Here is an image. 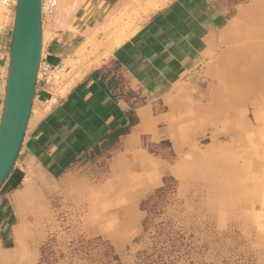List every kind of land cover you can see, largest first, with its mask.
<instances>
[{"label":"rangeland","instance_id":"rangeland-1","mask_svg":"<svg viewBox=\"0 0 264 264\" xmlns=\"http://www.w3.org/2000/svg\"><path fill=\"white\" fill-rule=\"evenodd\" d=\"M259 4L264 5V0H60L55 12L44 16L45 52L39 74L50 90L58 91V108L66 104V96L77 92L81 96L84 82L101 76L105 68L122 74L120 61L107 60L113 48L142 50L151 60L146 69L163 76L161 86L152 91L140 82L137 85L143 87H135L132 78L123 76L115 102L125 103L123 112H129L126 124L135 120L134 126L139 123L137 110L149 109L161 139L151 141L155 132L143 133L141 129L138 149L168 165L162 166L158 180L148 184L144 180L138 195L129 192L125 197L116 180L109 187L106 180H94L99 188L93 192L86 180H78L63 193L46 192V212L32 216L31 225L18 233L16 241L5 243L0 232V264H264V98L248 100L238 108L240 121L246 115L242 108L249 110L252 127L248 130L215 131L209 125L212 114L207 111L209 120L181 137L189 145L181 148L185 151L179 149V154L173 148L176 136L169 131L171 102L180 104L173 112L178 118L189 113L192 105L208 102L209 90L218 85L221 58L247 42L239 39L238 25L245 23ZM14 14L15 8L0 0V30L10 26ZM256 41L264 64V36ZM47 51L57 56L51 59ZM4 53L8 50L0 41V57ZM186 54L195 58H181ZM103 61L107 63L97 69ZM7 70L5 73L0 58V103ZM73 105H67V111L77 108ZM86 107L90 110L93 103L87 102ZM194 118L195 114L192 123ZM128 135L122 136L123 142L115 135L109 161L118 156L119 145L129 148ZM79 138L76 133L67 144L78 150ZM214 138L222 145L234 140L228 149L234 154L237 180H226L222 172L210 184L199 177L182 180L169 167L192 163L196 156L190 154L189 146L210 149ZM224 156L218 153L206 162L221 164ZM88 157L87 153L74 158L71 170L82 168L84 162H80ZM92 157L100 158L102 152H93ZM250 159L256 160L258 165L251 169L260 173L261 180H244L242 167ZM15 176L21 177L16 164L0 196Z\"/></svg>","mask_w":264,"mask_h":264},{"label":"crops","instance_id":"crops-1","mask_svg":"<svg viewBox=\"0 0 264 264\" xmlns=\"http://www.w3.org/2000/svg\"><path fill=\"white\" fill-rule=\"evenodd\" d=\"M115 7L116 5L114 8ZM12 34L13 22H10V26L8 24V27L6 26L4 31H2V29L0 30L2 47L6 46L8 50V53H4L0 57L4 60L5 73L8 66ZM113 50L114 52L107 55V60L112 58L120 61L123 76L132 78L135 87H143L137 85L140 82H145L146 84H144V87L152 91L157 90V88L161 86V82L164 81L163 76L161 78L155 70L148 71L146 69L148 65L147 61L150 64L151 60L142 55V50L129 48L127 46L123 47L122 50H120V47H118L117 50L113 48ZM47 54L51 59L57 56L50 51H47ZM187 55L188 54L181 58L188 57V59H190V55ZM105 63L107 62L103 61L100 63L97 69ZM5 73L2 86L3 97L2 103H0V121L5 96ZM92 79L94 80H86L84 82L82 86V89H84L82 98L93 103V108L90 110L85 109V113L82 112L81 115H78L77 111H67L69 110L67 105L79 99V92L71 96H66V104L58 108V104H55V102L57 103L59 100L57 99L59 97L58 91L50 90L48 84L46 83L45 85L42 82V78L39 74L31 116L24 140H26L27 134H30V136L26 145L22 143L23 147H21L15 163L21 177L16 179L15 176L14 181L10 183L9 187L5 189L0 196V232L3 234L2 238L5 243L11 244L12 241H16L18 233L24 231L26 226L31 225L30 218L37 215L38 211L46 212V192L49 193L52 190H59L63 193V191H67V188L73 186L75 183L78 184V180H86L85 182L92 192L99 188L98 185L96 186L94 180H108L107 182L105 181V186L109 187L116 180L114 176L115 163L119 165L121 163L124 166H130V164H138L137 166H139L141 163L144 164L146 160L149 162L154 160L157 163V170L152 174L155 176L154 180H158L157 175L162 166L168 165L162 160L149 156L144 149H138L141 129H144L142 131L143 133H148V131L155 132L156 138H152L151 141L157 142L161 139L160 136L158 137V132H156L155 129L157 121L152 119L153 117L150 116V111L146 107L137 110L139 123L133 127V131L128 135L130 136L129 139H127L129 148L124 149L123 145H119L118 148H120V150H118L119 153L116 157L118 161H116L115 157H110L111 161H109V155L113 154L115 150L112 148L113 144H111L115 134L111 132L121 125H126L127 122L123 112L125 103H116L114 101L105 82L101 79L99 74L96 77H92ZM168 94L169 93H166L165 95L169 98L170 94ZM157 96L158 93H156V97ZM176 103L177 101H173L171 105ZM199 105H202V102L197 106ZM192 107L189 113L184 115L192 117L194 111L191 110L196 106L192 105ZM57 109L59 110L56 111ZM172 114L171 118H173L175 122H179L178 117L174 113ZM72 119L75 120V124L67 123L65 125V122L72 121ZM146 119H148L147 125ZM62 127H64V129ZM74 132L75 134H73ZM76 133L77 136L80 137L79 141L81 144L78 150L71 146V143L67 144L68 138L72 136L75 137ZM120 138H122L120 140L123 142V137ZM90 139H94L92 143ZM174 140L176 141V139ZM94 145H98L95 150L93 149ZM173 148L177 154L180 153L179 149L182 150L180 147L177 148L175 143ZM190 150V154L194 156L193 150ZM93 152H102V157L93 159ZM87 153L90 155V158H85V161L83 160L80 162H84V166L79 170H71L73 159L82 154L86 155ZM192 161L190 160L188 163ZM169 167L173 168L174 172L177 174L176 167H178V165L170 166L169 164ZM146 182L148 184L150 180H146ZM3 252L9 253V250L4 249Z\"/></svg>","mask_w":264,"mask_h":264},{"label":"bare ground","instance_id":"bare-ground-1","mask_svg":"<svg viewBox=\"0 0 264 264\" xmlns=\"http://www.w3.org/2000/svg\"><path fill=\"white\" fill-rule=\"evenodd\" d=\"M59 1L60 0H58V4ZM16 4L17 0H13L11 6L16 9ZM257 6L258 7L255 9V11H252L247 21L238 25V37L241 39V42L247 41L245 46H241L238 50H230L231 53H229L226 58H221L219 64L221 65V71L219 70L216 78L218 80V85L215 88L209 90L210 93L207 96V103L202 102V105L196 106L193 110H191L194 111L195 114L194 122L192 123V117L187 115H182L180 118H178L179 122H175L173 118H170L169 131L172 132L174 136H176L174 138L176 139L174 143L177 148L180 147L183 149L185 144L189 145V142H185L186 140H182L183 138L181 139V137H183V135L187 133L189 129H195V127L198 128L202 122L209 120L207 117H205V114H208L207 111L210 112L209 114H212L213 121H210L211 123L209 125H212L215 131L224 130L227 132L228 130L230 131V129L248 130L252 127L249 110L242 108L243 114L246 112V115H244V117L242 116L240 121L238 120V114H241V112H239L238 108L248 100H257L260 96L261 98L259 99L264 98V64L261 55L258 52V44L256 41L260 37L264 36V5L259 4ZM41 12L43 21V0H41ZM43 60L44 59L42 57L40 70L42 68ZM177 105L180 104H172V113L175 112ZM147 120L148 119L145 120L146 125L148 122ZM233 142L234 140L230 139L228 140V144L225 142L222 145L217 141L216 138H214L212 148H207L204 150L198 148L196 145L191 144L189 147L195 153V160L190 164H184L181 162V164L176 167L177 174L182 180H195V177H199L204 179L206 182L208 181L209 183L211 179L214 180V177L222 172L225 178H227L226 180H237L235 174L236 167L232 163V155L234 157V154H232V152L228 149V146H231L230 144H233ZM218 153L219 156L221 154L225 155L224 157L220 158L221 164L210 160L206 162L207 157L216 156ZM255 161L256 160L252 161V159H250L249 163L244 164V167H242L244 172V180H261L260 173L256 171L254 172V170L251 169L254 167V165H258ZM224 164L226 165L222 166ZM137 165L138 164H130V166H124L120 163L119 166L114 167V172H116L114 176H116L117 184L122 186L121 193L125 197V194H128L129 192L136 193L134 195H138L142 189V182L144 180H154V176L152 174L157 170V163L146 160L144 161V164L141 163V165ZM144 183L146 184V182Z\"/></svg>","mask_w":264,"mask_h":264},{"label":"water","instance_id":"water-1","mask_svg":"<svg viewBox=\"0 0 264 264\" xmlns=\"http://www.w3.org/2000/svg\"><path fill=\"white\" fill-rule=\"evenodd\" d=\"M42 47L41 0H17L0 121V189L16 163L27 130Z\"/></svg>","mask_w":264,"mask_h":264},{"label":"flooded vegetation","instance_id":"flooded-vegetation-1","mask_svg":"<svg viewBox=\"0 0 264 264\" xmlns=\"http://www.w3.org/2000/svg\"><path fill=\"white\" fill-rule=\"evenodd\" d=\"M106 69H108V70H112V69H110V68H105V70ZM120 73H122L121 71H120ZM119 72H118V74H120ZM113 74L114 75H116L117 77H118V79H122V77H123V74H120L119 76L116 74V73H114L113 72ZM101 79H102V75H101ZM103 80V79H102ZM104 82H105V84H106V87H107V89H108V91L110 92V94H111V96H112V98L114 99V101L115 100H117V97H116V93L115 92H113L110 88H109V86H108V84H107V82L105 81V80H103ZM84 92V91H83ZM82 92V93H83ZM82 93H80V94H82ZM79 102V103H78ZM87 102H89V101H87V100H85V98H82V95H81V97L79 96V99L77 100V102L75 101L74 102V105L73 106H77V108H79V110L77 109V108H75V110L74 111H77V113H78V115H81L82 114V112H84L85 113V109L87 108L86 106H87ZM118 102V101H117ZM72 106V107H73ZM93 108V107H92ZM91 108V109H92ZM129 113V112H128ZM128 113H126L125 112V117H126V119H127V121H128V117H127V115H128ZM136 118L138 119V117H137V113H136ZM70 120H71V118H70ZM72 121H73V123L75 124V120L74 119H72ZM138 124V123H137ZM136 124V125H137ZM135 125V124H134ZM134 125H131V124H126V125H121V126H119V127H117L116 128V132H111V133H114L115 135H117V136H119V138L120 137H122V136H125V134L126 135H128L131 131H130V129L134 126ZM26 134V133H25ZM105 137V136H104ZM22 147V146H21ZM20 153V152H19ZM18 156H19V154H18ZM74 162V159H73V161H72V163ZM15 166V165H14ZM13 169V168H12ZM11 172H12V170H11ZM10 172V173H11ZM10 175V174H9ZM9 177V176H8ZM6 182V181H5ZM3 187V186H2ZM1 187V188H2ZM1 190V189H0Z\"/></svg>","mask_w":264,"mask_h":264},{"label":"trees","instance_id":"trees-1","mask_svg":"<svg viewBox=\"0 0 264 264\" xmlns=\"http://www.w3.org/2000/svg\"><path fill=\"white\" fill-rule=\"evenodd\" d=\"M102 79L105 80L109 86V88L116 93L117 95V87L120 86L117 84H120V79H118V77L116 75L113 74V71L112 70H108L106 69L104 71V74H102ZM132 121H133V118H132ZM135 124V120L133 121V124Z\"/></svg>","mask_w":264,"mask_h":264},{"label":"built area","instance_id":"built-area-1","mask_svg":"<svg viewBox=\"0 0 264 264\" xmlns=\"http://www.w3.org/2000/svg\"><path fill=\"white\" fill-rule=\"evenodd\" d=\"M13 0H4V4L11 6ZM58 0H43V14L51 15L58 8Z\"/></svg>","mask_w":264,"mask_h":264}]
</instances>
